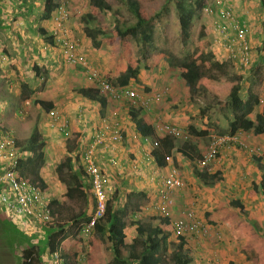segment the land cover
<instances>
[{
	"label": "trees",
	"instance_id": "trees-1",
	"mask_svg": "<svg viewBox=\"0 0 264 264\" xmlns=\"http://www.w3.org/2000/svg\"><path fill=\"white\" fill-rule=\"evenodd\" d=\"M127 4L129 11L134 16V21L127 22L117 9L106 0H89V11L83 16L85 23V35L91 40L96 49L106 46L109 48L107 64L108 68L104 74L106 82L114 88L125 87L132 79H135L140 68L147 70L157 67L160 61L167 58L169 63H177L179 76L183 79L184 84L190 90H193L198 84H202L203 78L208 81L216 80L220 75L227 78L228 84L224 91L225 99L222 104L228 105L232 111L231 118L227 122V133H233L238 130H250L252 133H261L264 131V105L260 111L254 113L252 117L248 114L258 103L257 86L251 81L247 83L245 92L242 93L241 75L230 74L228 72L227 60H218L210 50H205L204 37L206 27L201 25L198 31L199 42L191 53L186 57L179 59L170 52L158 50L153 52L155 39V21L159 15L158 12L150 15L139 4L138 0H120ZM43 16L50 17L56 7L58 0H43ZM174 8L178 17L179 37L183 44H187L191 38V29L195 16H198L207 4L205 0H173ZM260 5L264 13V0H260ZM166 7V6H165ZM212 5L213 10L225 7ZM207 11V13H211ZM218 11V10H217ZM110 13L113 16L114 23L111 29L105 24L91 29L88 24L98 21L101 14ZM218 13V12H217ZM219 15V14H218ZM220 19V16H219ZM218 22V21H216ZM215 23V22H214ZM264 28V25H263ZM44 34V30L41 29ZM129 38L135 40L138 48V54L134 55ZM48 43L52 44V38L47 37ZM204 45V46H203ZM116 47L118 52H116ZM258 53L262 62H264V29L260 43L258 44ZM264 67V64L262 65ZM228 75V76H226ZM148 89V88H146ZM76 93L90 101H95L100 107H104L105 98L99 94L95 87H83L76 90ZM40 108L45 112L51 109L50 102L39 101ZM133 106V105H129ZM141 106L136 105L128 111L133 121L136 132L142 137H152L157 140V146L151 150L153 159L157 165L161 166L166 161L164 155L179 152L188 156L182 149L183 142L173 138L168 134H157L154 127L145 123L139 116L138 111ZM141 109V108H140ZM50 121L48 120V125ZM191 133L204 134L205 130H195L188 126ZM55 133H58L56 130ZM10 133V132H9ZM16 146L23 153L18 164L19 173L35 184L46 190V185L38 176L37 169L42 162V142H37L39 132L34 126L28 137L26 146H20L17 139L12 133ZM70 146L72 139L66 140ZM187 144H185L186 147ZM72 147V146H71ZM27 148V149H26ZM27 150L31 153L28 155ZM66 154L60 157L58 164L55 166L57 180L64 185V196L67 200L84 202L88 197L83 189L82 181L86 178L85 173L77 163V157L69 156L72 148L66 147ZM199 154L190 157L197 159ZM77 164V165H76ZM76 165V166H75ZM263 166V165H262ZM264 167V166H263ZM203 183L212 185L220 178L219 172L208 173L205 168L194 169ZM209 179V180H208ZM257 188L264 194V169L261 172ZM116 200L115 192L106 200V207L103 217L98 220L92 228V232L100 242L102 251L109 254L103 264H190L194 258V250L187 246V237L182 234H175L171 238L172 220L169 216L152 215L138 219L136 211L139 207L132 204H124L120 209H113V202ZM93 206V200H92ZM221 207L211 211H204L205 220L208 223L221 221L232 237L243 239L240 246L249 261L257 264H264V237L260 233V228L254 222H248L241 219L237 224L234 220L224 218L221 214ZM50 221L43 225L47 229L45 235V245L29 243L24 239L23 248L19 249V264H42V257L45 253H50L59 248L61 257L65 264H80L78 252L69 248L70 238L74 243L80 241L79 228L80 223L88 220V215L83 211L76 214L70 212V217L62 220L65 209L61 204H56L51 200L49 203ZM10 226L2 224L0 221V254L9 255L10 246L4 240L5 232L12 233ZM135 225L134 234L129 239H125L123 228ZM16 234H18L16 232ZM6 238V237H5ZM19 238H24L21 234ZM20 242H17L19 244ZM6 257V256H5Z\"/></svg>",
	"mask_w": 264,
	"mask_h": 264
},
{
	"label": "crops",
	"instance_id": "crops-1",
	"mask_svg": "<svg viewBox=\"0 0 264 264\" xmlns=\"http://www.w3.org/2000/svg\"><path fill=\"white\" fill-rule=\"evenodd\" d=\"M43 6V0H0V57L2 54H9V56H3L4 58L9 59L7 63H5L0 68V72L3 73L5 76L4 78L10 75V80L8 81L9 88L7 89L6 87L10 93V101L7 102V108L9 111H6L0 120L3 128L12 133L16 138L11 125L15 123V119L19 115V119L21 121L26 118V123L30 124V128L28 132L24 134L20 133L18 130L20 133V138H16L20 146H26L32 128L34 126L38 127L37 124L39 123V119L44 117L42 113L44 111L40 108L38 102H50L51 109H54L53 107L55 104L60 101V99H57V96H51V92L49 90L52 88V85L45 84V76H43V78L41 76V72L43 71L46 73L48 78H52L53 76L60 77L64 81H68L70 83H74L77 80L80 82V85H73L70 87V98H67V104L65 105L66 107L74 108V110H71V112L76 117L70 122V124H74L75 122L74 125H76L74 127V130H76L74 135L75 139L70 137L72 139V143H70V146L67 145L68 147L72 148L71 152L75 151L78 153V151H82V148H85L89 142L91 132L93 129L99 126L101 120L108 119L110 123L112 121H116L119 123V125H121V141L110 144L107 149L99 147L94 153L96 164L102 170V172L107 175L109 184L111 186V194L115 192L116 198L119 200L117 205L113 204V209H120L124 204L127 203L132 205L134 204L139 207V210L136 211L138 219H143L145 214H147V216L156 215L157 212H155L152 208H154V203L158 199L156 189H158L159 183L158 181H156V183L153 182L154 178L152 175L154 177H157L159 174L167 175L171 172V168H175L182 180L187 179V181L191 183L189 181L190 177L188 172H191L189 168L192 167V174H194L196 180H198L200 183L205 182L202 181L195 173V168L197 170L200 169L197 168V165H194L193 161L195 162V160L188 156L193 157L195 154H199L206 146L210 135L205 140L204 135L206 134V131L203 135L193 132V134H195V139L191 144L189 142H183V140L180 142L184 143L182 149L187 155L189 154L188 156L180 154L179 152H174L171 154L172 161L170 163H164L161 166L157 165L153 159V156H151V150L153 147H151V144L146 142L144 138L136 132L133 121L130 117V114L128 113L129 109L134 106H129L128 103L121 104L120 106L115 107L112 111L116 112V118H110L111 115H109V118H106L105 109H107L109 105L106 98L104 101V107H100L97 102L90 101L76 93V90L79 88L91 86L90 84L86 83L82 71L78 70L77 73L70 71L72 66L64 62L59 53V49L57 47L50 46L48 41L46 42L45 39L50 36L49 34L52 27V22L50 17L46 18L43 16ZM74 8L75 6L73 1L72 9ZM239 15L240 18L238 16L237 17L241 21L245 22L244 18H242L243 14L240 13ZM250 24L251 23H248V25ZM71 25H73L72 37L74 38V30L76 29L77 25L75 24L74 20L69 23V26ZM41 29L44 30V34L42 33ZM248 36L253 46V43H260V40L254 36L250 29L248 31ZM75 40L79 44L78 51H80V54H83L81 51L82 49L86 50L88 52L87 54L90 56L94 54L86 47V44L88 43L85 44L83 42V38L76 37ZM15 44L17 47L12 46ZM216 44L218 51L220 52L222 48L220 47L218 40ZM9 49H13L15 55L10 53ZM214 51L216 50H213V52ZM34 57L40 61H29L30 58ZM58 58L60 59L58 62L59 64L57 63ZM51 63H54V65H57V67L60 66V63H62V65H64V69L62 68L63 71L60 70L62 73H59L60 71L51 73ZM66 65H68V70L65 68ZM141 72L142 70L140 68L137 76L141 74ZM137 76L135 79H132V81L137 80ZM36 78L39 79L38 82L36 81ZM48 78L46 81H48ZM51 82H56V80H51ZM146 84L152 87L156 85L155 82L152 84L148 82ZM152 87H150L149 90H153ZM1 88H3V85ZM19 106L21 107V110L16 112V109ZM140 108V111H138V116L145 123L153 126L155 133L158 134L155 125H157L162 119L161 116L164 113L165 107L162 109V104L159 100L158 102L152 104L151 108ZM13 109L15 110L13 111ZM94 110H96V113ZM170 112L171 110L169 113ZM169 113H166V117L170 119L169 123L173 125H184L186 123L179 116H170ZM92 116L96 118V123L94 126L93 124L90 126L91 122L94 120ZM87 127H89V133L86 134L84 131H86ZM195 130L197 131L202 129ZM234 133L237 134L238 140L240 142L242 140L249 146L257 145L262 150H264V131L261 133H252L250 130H238ZM67 138L65 139V142H63L65 147H67ZM149 138L152 139V137ZM37 142L43 143L41 148L42 162L37 169L38 176L46 185L47 196L49 197V195L53 194L51 195L52 197L49 198L50 202L52 200L56 204L62 205V201L61 203L59 201H65V189L64 185L57 180L55 174V166L59 162V157L55 160V156L53 154L55 150L48 148V141L45 140L40 132ZM57 143L58 145L61 144L59 140L54 139L51 144L54 146V144ZM185 144H187L186 147ZM77 148H79V150H76ZM29 151L30 150H27L26 152L28 155L31 154ZM69 156L71 157L72 155L69 154ZM110 159H112L113 162H110ZM71 160L73 161L72 157ZM262 165L264 166L257 154L249 152L247 148H243L237 143L231 144L228 148L221 149L216 159L212 161L208 165L209 168L206 169V172L208 173L219 172L220 174V178L215 181L216 183L214 182L212 184L213 187L207 188L206 190L205 186L208 183H203L201 189H197L199 190L197 191L199 194H195L194 197L192 196L193 198H189L188 201L187 198L184 197L186 193L185 191H187L188 188L184 189V186H182L181 188L171 190L170 194L172 193L173 195V202L169 206L170 213L185 214V212L180 210L185 205V203H189L195 208L204 206L208 208L209 211L217 208L219 205H222L221 214H264V194H262L257 188L261 172L264 169ZM140 179H142V181H140ZM139 181L140 184L143 185L138 186L137 184ZM193 181L197 183V181L194 179ZM82 184L83 189L87 194L89 191V189H87V178L82 181ZM59 187L62 189L63 197L55 195V190ZM190 188H193V186ZM202 190H204V193H201ZM87 196L89 197L88 194ZM205 210L206 209L204 208V211ZM4 215L7 214L4 213ZM84 215H87V213H84ZM69 217L70 215L66 213L62 218L63 220H66ZM134 227L135 225H131L123 228V233L126 240H129L133 236ZM126 231L129 232L128 237ZM42 258L45 259L46 256H43Z\"/></svg>",
	"mask_w": 264,
	"mask_h": 264
},
{
	"label": "rangeland",
	"instance_id": "rangeland-1",
	"mask_svg": "<svg viewBox=\"0 0 264 264\" xmlns=\"http://www.w3.org/2000/svg\"><path fill=\"white\" fill-rule=\"evenodd\" d=\"M113 9H117L118 12L126 18L127 22L134 21V16L129 11L127 4L124 1L120 0H106ZM139 4L147 11L148 14L152 15L155 12H158V16L156 17L155 21V39H154V47L152 49L153 52L157 53L158 50H164L166 52H170L173 56L183 59L186 57L187 53H191L195 46H197L199 42V36L198 31L201 25H204L206 27V34L204 37V41L202 40V43L205 44V50L214 51V58H219V51L217 47V40H218V33L219 30L216 26L217 22L222 21V19H219L218 15V9L213 10L212 5L217 4V7H227L230 8L233 12V16H238L240 18V13H242V18H244V21H241L238 17L237 18L240 22L246 23L249 29L253 32L254 36L261 40L262 34H263V25H264V13L260 5V0H205V3L208 7H211L212 12L207 13L205 9H202L201 13L198 16L194 17L193 25L191 29V38L188 41L187 44H183L179 37V23H178V17L176 14V10L174 8L173 0H138ZM74 6H75V14L70 19L69 23L74 20L76 26V29L74 30V38L76 37L83 38V42L86 44L87 48L92 51L93 55H88L87 51L82 49L81 51L83 54H80V58L87 62L89 64V68H91L98 76V79L102 78L104 79V74L107 71L108 64V52L109 48L104 46L101 49H96L92 45V42L90 39L85 35V23L83 21V16L86 12L89 11V0H74ZM166 6V7H165ZM237 10V11H236ZM74 18V19H73ZM221 18V16H220ZM215 22V23H214ZM114 19L113 16L110 13L101 14L98 17V21L96 22H90L88 26L91 29L97 28L101 24H105L108 29H111L113 27ZM248 23H251L248 25ZM69 25V24H68ZM73 25L69 26V29L71 30V33L73 35L72 31ZM232 33V29L229 31ZM217 37V38H216ZM131 45H132V51L134 55L138 54V48L135 45V40L133 38H129ZM46 42L48 41L45 39ZM253 42V41H252ZM91 43V44H90ZM251 43V40H250ZM251 48V62L247 67L239 66V64L235 61L229 60L225 57L223 60L227 59L228 62V72L230 74H239L241 75V84H242V93L245 92V87L247 83H251V81L257 86V92H258V103L254 106L253 110L248 114L250 117L254 115L255 112L260 111L261 107L264 105V67L262 66L264 62L261 61L258 53V44L253 43ZM256 45V46H255ZM13 47H17V45H12ZM204 46V45H203ZM216 48V49H215ZM257 49V50H256ZM10 53L14 54L13 49H9ZM116 52H118V48L116 47ZM6 56H9L8 53L2 54L0 57V68L7 63L9 58H4ZM57 58V57H56ZM29 61H40L36 57L30 58ZM27 61V62H29ZM60 61L58 58L57 63ZM26 62V64H27ZM59 64V63H58ZM177 63H169L167 62V58H164L160 61L159 65L157 67H154L150 70H143L144 68H141L142 72L137 76V80L130 81L128 84L133 88L136 92L139 94L142 92H160V98L158 100H153L149 103V107L151 108V105L158 102L160 100V103L162 104V109L164 108V113L161 116V120L159 124L163 122H170V119L166 117V113H169L170 116H179L186 122L184 125H176L179 128L186 131L187 137H173L175 139L180 140V142L183 140L185 142H189L190 144L195 139V134L191 133L188 129V125H191L195 129H203L206 131V134L204 135L205 140L208 138L211 134H221L227 132V122L231 118L232 111L228 105L222 104L225 99L224 91L226 89V86L228 84L227 78H224L223 75H220L218 79L208 81L207 79L203 78L201 80L202 84H198L197 87H195L193 90H190L186 85L184 84L183 79L179 76L178 66ZM52 71L51 73L59 72L60 70L63 71L64 65L60 63V66L57 67V65L52 64ZM72 66V69L70 71L77 73L78 70L82 71L83 77L86 81V83L90 84L91 87H94L96 85V82L94 80H90L87 78V74H84V68L81 67V65L75 64H68ZM68 65L65 66L66 70H68ZM40 67V66H39ZM38 68V67H37ZM63 68V69H62ZM29 71V70H28ZM59 73H62V72ZM9 74V73H8ZM58 75V74H57ZM65 75V74H63ZM41 76H45V84H51L52 88L49 90L51 92V96H57V99H60L58 103L55 104L53 107L54 110L58 113V115L67 122V136L61 135L59 132L55 133V131H52V129L48 125L49 118L47 115L43 113L44 117L39 119L38 125V131L40 134L47 140L48 148L55 150L53 152L55 156V160L59 157L62 158L66 154V147L63 145V142H65V139L67 137H72L75 139V131L74 127L76 125L70 124L72 119H75L76 117L73 115L71 110H74V108L66 107L67 104V98H70V92L69 89L73 85L78 86L80 85V82L77 80L74 83H70L68 81H64L60 77L53 76L52 78H48L46 73L43 71L41 72ZM228 76V75H226ZM3 73L0 72V120L2 119V116L6 113V111H9L7 108V102L10 101V93L8 92L9 88V80L10 75H8L6 78ZM44 78V77H43ZM48 78V81L46 79ZM5 80V82H4ZM51 80H56V82H51ZM36 81L38 82L39 79L36 78ZM81 81V80H80ZM150 82L151 84L155 82V86L147 85L146 83ZM4 83V84H3ZM3 85V88L1 86ZM7 87V89H6ZM150 87L153 88V90H149ZM144 88H148L144 89ZM71 90V89H70ZM109 103L107 109H105V117L109 118V115H111V112L114 110L115 107L120 106L121 104H129L128 100H125L124 98L121 99H113L111 97H105ZM162 101V102H161ZM38 109V108H37ZM15 109H13L14 111ZM21 107L19 106L16 109V112L20 111ZM97 110V109H96ZM96 110L94 112L96 113ZM20 116V115H19ZM19 116L16 117L15 123L11 125L13 132L15 133L16 138H20L19 134L27 133L30 124L26 123V118L24 120H20ZM97 116V115H96ZM100 116V115H99ZM115 117L110 116V118ZM94 119L90 126L93 124V126L96 123V118ZM102 118V117H101ZM6 120V119H5ZM166 120V121H165ZM7 121V120H6ZM159 121V120H158ZM99 123V121H98ZM118 123V122H117ZM157 126V125H155ZM118 128L122 134L121 131V125L118 123ZM20 133H19V131ZM89 127L86 128V134L89 133ZM92 133V132H91ZM89 138V136H88ZM203 138V137H202ZM59 140L61 142L60 145L54 144V146L51 144L53 140ZM61 139V140H60ZM197 140V139H196ZM123 141V140H122ZM243 144V142L241 140ZM89 142L87 143V145ZM68 145V144H67ZM239 145H241L239 143ZM69 146V145H68ZM110 146V145H109ZM108 146V147H109ZM245 146H249L248 144H245ZM245 146H242L243 148ZM256 147H259L255 145ZM106 147V149L108 148ZM99 148V147H97ZM102 148V147H101ZM260 148V147H259ZM84 148H82L83 150ZM261 149V148H260ZM76 150H79L77 148ZM262 150V149H261ZM75 152V151H74ZM80 151L78 153L75 152V155L79 157ZM52 154V153H51ZM193 161L194 165L196 166V159ZM192 164V163H190ZM199 168V167H197ZM124 170V169H123ZM191 172L189 173L190 182L187 181V179L183 180L184 189L188 188L187 191H185L184 197L187 198V201L189 198H193L195 194H197L203 183L198 182L196 178L194 177V174H192V167L189 168ZM54 177V175H53ZM154 183L158 181L157 177L153 176ZM137 178V177H136ZM146 178V177H145ZM193 179L196 182L193 181ZM142 181V179H140ZM140 181L138 182L139 185ZM211 182H208V184L205 186L206 190L207 188H212L213 185H209ZM216 183V182H215ZM196 184V185H194ZM51 186V184L49 183ZM48 185V186H49ZM181 186V187H182ZM193 186V188H190ZM86 187V186H85ZM180 187V188H181ZM53 188V187H52ZM199 189V190H197ZM157 195H158V190ZM183 191V190H182ZM56 196L63 197L62 189L56 188L55 190ZM201 193H204V190H202ZM206 193V192H205ZM199 194V193H198ZM53 195V194H51ZM49 195V198L52 197ZM89 195V194H88ZM172 193L170 194V197L172 198ZM193 196V197H192ZM84 202L82 201H71L65 199V201H62V206L65 209L63 212L64 215L66 212L70 211L72 214H76L79 211H83L84 213H87V215L90 213L92 208V201L90 197H87ZM225 200V199H224ZM173 202V201H172ZM119 200L116 198V200L113 202V204H118ZM172 204V203H171ZM188 204V205H187ZM199 206V205H198ZM198 212H197V210ZM194 207L193 205L189 203H185V205L181 208L180 211L185 212L190 209H195V212L197 215L202 217L205 220L204 216V208L205 211H209L206 207ZM179 212V211H178ZM168 213L170 215L171 220H175L178 218H181L185 220V214H171L170 213V207H168ZM156 215H159L158 213ZM147 214H145V217ZM246 219L249 223L254 222L257 224L260 228V233L264 237V214H225L224 218H227L229 220H234V223L237 224L241 218ZM63 220V219H62ZM0 221L2 224L11 223L10 229L12 230V233L9 231H6V238L4 237V240L7 244L10 246V253L9 255H5L1 252L0 254V264H19V249L23 248L24 244L23 241L26 239L29 243H37L38 245H45V235L47 233V229L45 227L37 228L33 224L29 225V231L26 228H22L19 225V222L25 223V219L22 218L18 220L16 223L12 222L11 219L7 217V215H4L3 208L0 206ZM206 221V220H205ZM83 223V222H82ZM206 223L209 225L208 234L199 236L187 233L185 236L187 237V246L194 250V258L193 261L190 264H257L253 261H249L244 254L243 250L241 249V242H243V239L234 238L231 236V234L226 229L225 225L221 221H217L216 223ZM16 232L18 234H16ZM20 234L24 238H19ZM127 237L129 236V232L126 231ZM80 236V235H79ZM70 238L69 242L71 243L69 248L75 249L78 252V256L80 258V264H103L106 259L108 258L109 254H105L104 251H102L101 244L99 241H97L96 236L90 230V236L88 237H81L80 241L78 243H74ZM171 238H174V234L171 232ZM17 242H20L17 244Z\"/></svg>",
	"mask_w": 264,
	"mask_h": 264
},
{
	"label": "built area",
	"instance_id": "built-area-1",
	"mask_svg": "<svg viewBox=\"0 0 264 264\" xmlns=\"http://www.w3.org/2000/svg\"><path fill=\"white\" fill-rule=\"evenodd\" d=\"M74 0H58V3L50 15L52 27L50 35L53 43L51 46L57 47L59 53L67 64H78L84 68V74L87 78L96 82L95 88L103 97H111L113 99L124 98L133 106L139 105L143 108L149 107V103L160 98V92H136L131 86L114 88L109 85L105 79H98L97 74L89 64L83 61L78 52L79 44L72 37L69 29V21L75 14V8L72 9ZM208 12L211 7L205 8ZM218 14L222 21L217 22L216 26L219 30L218 41L222 48L219 52V57H225L229 60L236 61L239 66L247 67L252 58L250 39L248 36V27L240 22L236 16L232 14L230 8H219ZM232 29V33L229 31ZM116 112H111L114 116ZM49 118V127L56 130L63 136H67V122L63 120L54 109L46 112ZM156 130L158 134H168L172 137L186 138V131L171 123L163 122L157 124ZM146 142L151 144V147L157 146L155 138L143 137ZM122 139V134L118 128L116 121L109 122L108 119L101 120L99 126L93 129L89 144L81 151L79 157L75 152L70 155L77 157V164L83 169L89 185V193L93 200L91 213L88 215V220L80 223L79 235L81 237L90 236L95 223L100 220L105 211L106 200L111 195V186L107 175L96 164L94 153L97 147L106 148L110 144L118 143ZM237 143L245 146L238 140L237 134L221 133L211 134L206 146L199 153L196 159V165L199 168H209V164L216 159L221 149L228 148L231 144ZM249 152L257 154L261 163L264 164V150L256 146H245ZM23 153L16 146L13 137L3 128L0 122V206L4 213L16 223L24 218L25 223L19 222L22 228L29 231V225L33 224L37 228L45 225L50 221V199L45 190L39 185L33 184L28 177L19 173L18 164ZM166 163L172 161L170 154L164 155ZM110 162H113L110 159ZM76 164V165H77ZM75 165V166H76ZM158 199L154 203V211L161 216H169L168 207L172 203L170 191L180 188L183 185V180L176 172L175 168H171V172L167 175L159 174L157 176ZM138 215H136L137 217ZM185 220L178 218L172 221V233L186 235L187 233L203 236L208 234L209 225L206 221L197 215L195 209H190L185 214ZM45 259L42 258V264H65L61 257L59 248L54 251L45 253Z\"/></svg>",
	"mask_w": 264,
	"mask_h": 264
},
{
	"label": "clouds",
	"instance_id": "clouds-1",
	"mask_svg": "<svg viewBox=\"0 0 264 264\" xmlns=\"http://www.w3.org/2000/svg\"><path fill=\"white\" fill-rule=\"evenodd\" d=\"M206 10V9H205ZM207 11V10H206ZM233 13V12H232ZM237 17V16H236ZM243 23V22H242ZM245 24V23H244ZM247 26V25H246ZM248 27V26H247ZM50 35V34H49ZM50 37H51V35H50ZM50 46H51V44H50ZM213 54H214V52H213ZM216 59H218V60H223V58H221V57H219V58H216ZM227 60V59H226ZM71 153V152H70ZM69 153V154H70ZM89 188V185L87 184V189ZM46 191V190H45ZM88 194H89V197H90V199H91V196H90V193H89V191H88ZM91 201H92V199H91ZM92 209V208H91ZM90 213H91V211H90ZM89 213V214H90Z\"/></svg>",
	"mask_w": 264,
	"mask_h": 264
}]
</instances>
